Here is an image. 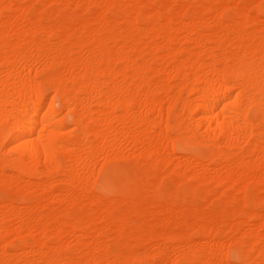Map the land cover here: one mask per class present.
Wrapping results in <instances>:
<instances>
[{"label": "bare ground", "instance_id": "6f19581e", "mask_svg": "<svg viewBox=\"0 0 264 264\" xmlns=\"http://www.w3.org/2000/svg\"><path fill=\"white\" fill-rule=\"evenodd\" d=\"M37 1L0 0V183L35 193L21 205L0 199V264H129L145 246L149 252L144 255L168 249L165 233L154 228L159 220L174 232L169 249L175 254L152 264H234L228 258L230 246L241 264H264V211H248L244 202L234 205L250 183L251 196L264 200L262 1L242 6L238 0H201L203 9L194 14L186 0L173 3L171 14L155 10L152 21L141 27L136 14L140 0H119L123 7L139 8L114 19L106 18L103 7L116 0H42L82 10L102 8L91 17L72 15L66 22L47 24L33 9ZM231 4L238 8V21L226 17ZM179 40L191 43L186 54ZM171 122L176 137L246 146V152L236 158L221 154L223 149L210 152L201 157L208 163L190 153L178 157ZM124 142L140 151L134 150L135 156L147 153L161 167L178 158L179 173L215 181L219 189L213 196L223 199L225 209L207 204V216L201 202L191 209L166 202L153 209L150 191L157 179L135 188L136 198L124 185L122 194L111 198L95 190L89 194V179L111 156L124 155L117 154L126 149ZM41 166L47 175L62 169L68 187L57 193L51 178L33 182L23 177ZM79 201L94 206L83 222L63 219V212ZM118 204L126 207L118 211ZM159 213L165 217L159 219ZM23 231L46 234L53 242L37 236L20 250L6 244L8 235ZM191 233L201 238L195 240ZM71 239L77 248L66 253Z\"/></svg>", "mask_w": 264, "mask_h": 264}, {"label": "rangeland", "instance_id": "374dc122", "mask_svg": "<svg viewBox=\"0 0 264 264\" xmlns=\"http://www.w3.org/2000/svg\"><path fill=\"white\" fill-rule=\"evenodd\" d=\"M11 1H13L15 3H23L25 0H11ZM141 1H144V0H140V2H139L140 5L138 4L140 8L137 6L139 8V11H138V8L136 6H134V5H130V6L123 7L120 4V1L119 0H116L115 2L111 3L110 6L103 7V8H106L105 11L103 9V13H104V15L106 14L105 15L106 18L108 17V19H111V18L114 19L115 17L116 18L119 17L120 14H122V13L130 12V11H135V12L138 11L136 13L137 16H138L137 17V21L140 18L139 19L140 21H138V24H140V25H138V26L141 27V25L144 26L146 23H149V22L152 21V13L155 10H157L160 14H162V13L163 14L164 13L171 14L172 11L170 9V6L173 3L177 4L178 2L181 3V2H184L186 0H164V1L163 0H155V2H153L152 4H147V3H144V2H141ZM199 1H201V0H187V2L190 4V8H191V9H189L190 12H192V13L195 14L198 11L199 12L202 11V9H203L202 8V3L201 2L199 3ZM251 1L252 2H254V1L255 2H258V0H250V1H248V0H244V1L243 0H238V3H239V5H242L243 6V5H246L247 3L251 2ZM261 1H262V3H261ZM259 2L261 4H264V0H260ZM46 3H47L46 1L45 2L43 1L42 2V0H39V1H37L34 4L35 6H33V9H34L36 15L39 14V17L41 18L42 22H44V23L46 22V24L47 23H51V22L52 23L53 22L56 23L57 21H58L57 23L66 22L67 19H69L72 15H78V16H81V17H91L95 13V11H97V10L99 11V9L101 11V9H102V8H100V6L93 5V6H90L89 8H87L86 10H82L80 7L72 6L74 4L67 3V2H64V1H57V2L56 1H53V2H48L47 4ZM40 5L41 6L43 5V6L40 7ZM231 5H229L228 10L226 9V17H227L228 20L230 19V21H238L240 19L239 16H238V8H237L236 5H232V6ZM38 7H40L41 9L39 10ZM194 8H195V10H194ZM143 12H145V13H143ZM6 14H7L6 11H2V17H4ZM259 15L262 16L260 13H259ZM263 18H264V16H263ZM188 43L189 42L183 41V40H179L178 41L177 45L178 46L181 45L182 46L181 48H183L182 49V54H186L187 48L188 49L190 48L189 47V44L191 46V43H189V44ZM137 60H138V62L139 61L141 62L142 61V58L141 57H138ZM118 65H121V63H118ZM151 75H153V77L156 78V76L154 74L151 73ZM170 81H171L170 83L173 85L172 82L175 81V80H170ZM182 93H183V95H185L184 92H182ZM71 117H72L71 114H68L67 115V119H71ZM169 133L171 135H174L175 145H176L175 152H176V154H177L178 157H182V155H185L187 153H190V154H193L194 156H196L197 158L202 159L203 161H205L204 163H206L208 161V159L207 158H201V157L203 155L204 156L208 155L210 152H218L219 151V153H221V150L223 149L221 154H226V153L227 154H231L233 157L236 158V157H239L242 154H244L246 152V149H247L246 146L244 147L245 149H239L238 147H235V146H232L230 148V146H227V145L222 144V143L219 144L218 146L217 145H214L212 143H208V142H207L208 144H206V142H203L202 143L201 141L191 140V138L187 134H185V135L183 134L184 136H182V137H180V136L176 137L175 131H174L173 126H172V122L169 125ZM126 143L127 142H124V145ZM124 148H126V149H124L122 152L117 153V154H121V153H124L125 152L124 153L125 157H124V155L122 156V154L121 155H118V156H122L124 158L121 157L119 159H115V158H118V156L115 157L113 155L114 156L113 157L114 159L111 156L112 160H111V158H109V161H105L106 164H104V163L102 164V162L105 159H101L100 160V164H102V168L100 170H98V172H96L93 175V176L96 175L95 177H97V178L94 177V180H93V181H95V180L96 181L95 182L92 181V179H93V176H92L91 179H89V183H92V184H88L87 183L88 186H86V188H89V185H91V189H88L87 190V192L89 194L92 195V193H91L92 190H93V193H94V190H95V192L98 194V196L100 194L101 195L103 194L104 195L103 198H106L107 195H108V197L110 196V198H111V197H114L112 195H120V194H122L121 193L122 192V186L124 185V186L128 187V189L131 190V192L133 193V197L136 198V195L138 193L136 194L134 192V189L135 188H138V190H140V188L145 184V181L147 179L148 180H153V181L155 179H157L159 182L157 183V181H155L156 183H155L153 189L150 191L152 201L154 202V204H156V205H153L152 206L153 209H156L155 207H157V206L159 208H161V206H163L165 202H166L165 203L166 205L172 204V205H178V206H186L184 208H187L188 205L189 206L190 205L194 206V205H196V203H200L201 202L202 205L205 204L204 207H203V216H207L208 215V210H209L208 209V206L209 205L213 206V208H218L220 210L225 209V205H224L223 199H220L218 197L216 198L215 196H213V195H215L214 194V191H216L217 188L219 189V186H217L216 182L215 181H209L207 183L206 182H202V181L200 182L197 178L195 179V177L192 176L189 173H187V174L191 175L192 177L191 176H187L188 177L187 178L186 175H185L186 173L185 174L179 173V170H178L177 166H175L176 163L174 162V161L177 162L179 160L178 158H177V160L176 159H173L172 161H170L169 163H167L165 166H162L161 167V165H163V164H159L157 161L155 162V159H152L151 157H149L147 155V153H146V155L143 154V156H142V154H140L139 156L138 155L135 156V154H136L135 151H137L138 154L140 153V151L131 148V146L128 145V144H126ZM231 149H232V151H231ZM4 151L5 150H3V152ZM134 152H135V154H134ZM141 153H142V150H141ZM143 153H145V152H143ZM178 153L180 154V156L178 155ZM63 162L66 165H68V160L67 159L63 158ZM172 164H174V165H172ZM42 168H43V166L39 167L36 170L35 174H33V175H30L28 173H23V177L24 178L28 177V178H30L31 181L34 180L33 182H35V180L37 181L40 177H42V178L44 177V179L51 178L50 181L51 180L54 181L53 184H52V187H53L52 189L54 190V192H57V191L60 192L64 188H67L68 187V183L67 182H62V181H64V176H63L64 174H63V170L62 169L55 170L53 173L47 175V174H45V173L42 172ZM10 170L11 169H9V171ZM200 170H201V168H200ZM217 170H219V167H218ZM149 172H151V173H149ZM36 173H38V174H36ZM152 174H154L155 176L152 175ZM130 175H132V176L130 177ZM158 176L162 177L161 180L158 179V178H160ZM28 178H26V179H28ZM61 178H63V179L61 180ZM178 179H180V180H178ZM143 180H144V182H143ZM111 181H112V183H111ZM185 183H187V184H185ZM158 184H159L160 187L158 186ZM92 185H93V188H92ZM114 185H116V186H114ZM14 187H15V189H14ZM119 188H120V190H119ZM3 189L6 190V191H4ZM207 189H211L213 192L210 193V194H208L206 192ZM252 189H253V184L250 183L245 194L243 192H239L237 194V196H236L235 201H234V205L235 206L237 205V207H240L243 204V202H244V204H246V209L248 211H251V210H254L255 211V210H257V212L258 211H260V212L262 211L263 212L264 211V200H261L260 199V201H259V199H255L254 197H252L251 196L252 195L251 194ZM89 191H91V192H89ZM115 191H117V192H115ZM186 191H187V193H186ZM96 193H94V194H96ZM190 193H191V195H190ZM34 195H35L34 192L28 191V190H26L23 187L18 188L15 185L5 186V185H2L0 183V199L1 198H4V199H6V201H8V202L10 201L11 203H13L15 205L16 204L21 205L22 203H24L25 201H27L29 198L34 197ZM242 195H243V197H242ZM201 196H202V199H200ZM209 196H211V198H212V196L214 197V198H212V201L209 200V198H210ZM11 199H12V201H11ZM208 200L211 201V202L206 203V201H208ZM247 200H250V202L247 201ZM63 202H65V201H63V200L61 201L60 200L59 201V204L60 205L61 204H64V206L66 207V202L65 203H63ZM81 202L79 201V203H81ZM247 202H248V204H247ZM79 203L77 204L75 202V203L72 204V206H69L70 208H68V210L66 209L65 212H63L62 218L63 219H67V218H72L73 217L77 221L78 224H81L83 222L84 215L87 214L88 212L92 211L93 208H94V206L92 204H89L90 203L89 201L88 202H82L83 204H79ZM161 203H163V205ZM249 203L251 204V206H250ZM207 204H209V205L207 206ZM192 206L188 207V209H191ZM116 207H117L118 211H121L126 206H125V204H118V205H116ZM158 207H157V209H158ZM119 208H120V210H119ZM186 212H187V214H189V211H186ZM157 216H158V218L161 217V216L163 218L165 217L163 215V213H159ZM162 217H161V219H163ZM158 218H157V220L160 219V218L159 219ZM12 221L11 222L13 224H17V221H15V220H12ZM156 222H157V224H155L154 228L158 231V233L159 234H161L162 232H163L162 234L165 233V235H163V236L165 237V239L167 241V248H168V249H166L167 251L163 248V250L161 252H158L157 254L155 253V255H153L151 253H148L149 252L148 251V246H145L144 248L141 247V250H142V248L144 249V251L142 250L144 252V253L142 252V254L144 255L145 254V251L147 249L148 252H146V255H149L147 258H149V257L150 258L146 260V255H144V257H143V255L139 252L140 254L139 255H136L134 258H132V263L130 262L129 264H135V263L136 264H152L154 262L155 263H158V261H159V263H161V261L164 260V258L167 255L170 256V254L173 253L172 252L173 249H169V246L171 247L173 245L174 238H175L174 232H173L172 228L170 227V225L167 228H165L164 225H162L160 223V220H159V222L158 221H156ZM170 228H171V230H169L170 233L164 232L165 230H168ZM180 228H181V226H177L174 230L175 231L176 230L179 231ZM23 232H25V231H23ZM23 232H19V233L16 232L15 234L14 233H11L10 235H8L10 238H11V236L13 238H11V240H8L9 237L8 238H5L6 239V241H5L6 244L9 245V246H12V248H14L16 250H20L23 245L28 247V245L31 244V243H33L36 239H38V237H43L45 240L48 239L49 240V241L47 240L48 243L53 242L48 235H47L48 237L45 236L46 234L40 235V233H36V232H33L32 233V232H29L31 234L28 235V232H25L24 234H23ZM104 232H105V234L103 235V233H102V236L105 237V235L107 236L108 233L106 231H104ZM124 234L125 233L123 232V235ZM191 234H192V235H190L191 238L194 237L193 239H195V240L201 238L199 235H197L195 233H191ZM218 235L219 236L221 235V237H222L223 232L220 231ZM17 238H19V239H17ZM19 240L20 241L22 240V241L20 242ZM71 242H72V244H71ZM67 243H69V244H67ZM67 243H66L67 245L65 247V249H66L65 252L66 253H70L71 251L75 250V248H77L76 247V244H74L75 242H73V240L72 241H69ZM174 254L175 253H173V255ZM136 257H139L140 259H138V258L136 259ZM143 258H145V259H143ZM228 258H229V261L231 263L241 264V262L238 259L239 256H238V254L236 253L235 249L232 246L229 247V255H228ZM148 260H150L151 262L149 261L150 263L149 262L146 263ZM141 261H143V262H141ZM177 264H180V262H178Z\"/></svg>", "mask_w": 264, "mask_h": 264}]
</instances>
